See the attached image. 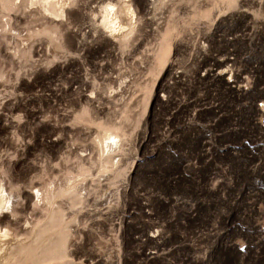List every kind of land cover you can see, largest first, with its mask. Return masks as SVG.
Masks as SVG:
<instances>
[{
  "label": "rangeland",
  "instance_id": "374dc122",
  "mask_svg": "<svg viewBox=\"0 0 264 264\" xmlns=\"http://www.w3.org/2000/svg\"><path fill=\"white\" fill-rule=\"evenodd\" d=\"M2 186L0 264H264V0H0Z\"/></svg>",
  "mask_w": 264,
  "mask_h": 264
},
{
  "label": "bare ground",
  "instance_id": "6f19581e",
  "mask_svg": "<svg viewBox=\"0 0 264 264\" xmlns=\"http://www.w3.org/2000/svg\"><path fill=\"white\" fill-rule=\"evenodd\" d=\"M48 1V0H47ZM113 31H116L115 30V28L114 27H112L111 28ZM111 133V132H110ZM119 137L117 136V135H115L114 133H111L110 135H109V140H111L112 139V141L111 142H108V143H106V151L109 153V154H111L116 148H119L118 147V145H120V144H118V139ZM108 140V141H109ZM118 152V151H117ZM113 153H116V152H113ZM106 155H107V153H106ZM108 156H110L111 157V155H108ZM112 156H114L113 154H112ZM110 161V160H109ZM111 162V161H110ZM112 163V162H111ZM113 164V163H112ZM3 187V186H2ZM40 192V191H39ZM6 193H7V191H6V189H5V187H3L2 188V191H1V193H0V195H1V198H4V195H6ZM37 195H38V193H37ZM34 197H35V195H34ZM37 197V196H36ZM41 197V196H40ZM9 198V197H8ZM39 198V197H38ZM37 198V199H38ZM11 200V199H10ZM10 200L8 201V204L10 203ZM11 204V203H10ZM43 241H45V240H43ZM42 243V242H41ZM57 249V248H56ZM48 254H52V252L51 253H48ZM48 254H44L45 256H48ZM49 255V256H50ZM44 257V256H43ZM37 260H38V257H37ZM39 262V261H38ZM38 264V263H37Z\"/></svg>",
  "mask_w": 264,
  "mask_h": 264
}]
</instances>
